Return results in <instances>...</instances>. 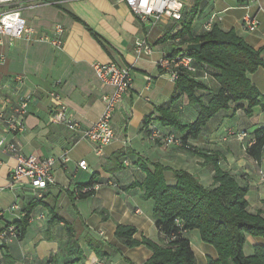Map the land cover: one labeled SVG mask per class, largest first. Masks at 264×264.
<instances>
[{
  "label": "crops",
  "instance_id": "crops-1",
  "mask_svg": "<svg viewBox=\"0 0 264 264\" xmlns=\"http://www.w3.org/2000/svg\"><path fill=\"white\" fill-rule=\"evenodd\" d=\"M200 2L186 0L185 6L186 18L193 17L191 27L195 34L201 33L203 24L214 15L223 30L233 29L254 49H263L264 59V0L251 8L258 21L252 32L243 29L241 17L235 19L230 14H222L229 6L216 10L213 5L209 8L208 0H203L202 5ZM237 3L243 7L238 0ZM20 24L50 36L55 26L61 25L62 44L55 47L42 40L0 39V99L12 105L28 97L23 131L13 135L0 124V139L17 143L23 154L40 159L54 157V183L44 189L41 201L30 209L24 235L0 241V264L144 262L151 255L149 248L143 244L125 247L114 235L116 224L120 223L134 226L137 230L134 237L138 240L144 236L158 241L152 201L142 198L139 187L123 188L145 177L133 164L138 157L173 170L187 171L204 187L212 186L211 163L204 161V157H217L219 167L247 187L248 211L260 212L264 217V184L258 177L259 170L264 172V154L261 162L256 163L246 153L243 143L246 138L239 140L229 135L241 130L250 133L264 126L260 106H255L250 116L243 109H237L232 115L219 111L201 129L197 139H189L193 150L150 141L143 128L146 117L152 118L150 123H157L155 107L169 102L175 95L174 81L158 68L156 61L162 51L171 52L176 46L186 48L188 43L180 45L171 41V35L181 28L179 21L169 20L148 31L120 0H59L57 4L56 1H34L25 5ZM145 34L154 52L149 57L136 58L133 42ZM109 61L130 66L133 83L131 92L111 117L114 140L96 153L94 144L79 139L64 125L50 123L48 113L55 104L52 94L58 93L67 115L81 128L91 126L104 111L103 97L114 91L94 74L93 64ZM248 78L264 92V68L249 73ZM176 103L180 120L192 122L197 106L189 104L184 94ZM116 151L124 155L120 159L121 169L113 170L110 159ZM63 154L66 160L62 159ZM80 160L86 161V170L78 167ZM15 164V154L0 147V232L19 221L36 201L30 186L11 183L10 173ZM93 175V194L78 198L76 187L87 183ZM185 235L196 264H207L208 258H216L214 248L201 240L198 230ZM86 236L109 243L119 252L109 258H98L88 248ZM256 244L264 245V238L247 236L244 254L250 255ZM79 252L81 259L73 262Z\"/></svg>",
  "mask_w": 264,
  "mask_h": 264
},
{
  "label": "trees",
  "instance_id": "trees-1",
  "mask_svg": "<svg viewBox=\"0 0 264 264\" xmlns=\"http://www.w3.org/2000/svg\"><path fill=\"white\" fill-rule=\"evenodd\" d=\"M185 15L184 10L179 20L181 28L171 35V41L178 38L177 44L180 45L198 42L202 45L199 51H188L185 46H176L171 52L185 51L193 58L196 71L176 68L175 95L169 102L155 107L157 116L154 120L157 123L153 124L163 134H173L179 138L180 145L177 147L193 150L189 139H197L201 129L219 111H228L232 115L237 109H243L250 116L253 108L260 106L264 114V92L259 91L248 78L249 73L264 68V59L261 55L263 49H254L233 29L223 30L217 22L208 30L204 29V23L201 33L195 34L191 27L193 17L189 15L186 18ZM182 94L187 97L189 104L197 106V114L192 122L183 123L180 120L176 102ZM150 121V116L143 121L147 135ZM238 133L245 134L242 140L246 138L243 143L247 155L260 163L264 154V126L250 133L241 130L232 131L229 135L237 138ZM154 142L160 144L158 140ZM123 155L122 151H116L111 157L113 170L121 169L120 159ZM206 160L212 168L211 187H204L187 171L173 170L140 157L134 161L133 164L145 177L123 188L139 187L143 191L142 198L152 201V218L158 241L144 236L138 240L134 237L137 231L134 226L120 223L116 224L114 235L125 247L143 244L151 250L150 257L141 264H196L185 235L195 229L201 240L211 245L216 252V258H208L207 264H264V245H254L250 255L243 252L247 236L264 238V217L260 212L248 211L245 197L247 187L241 185L233 174L222 170L217 157H204ZM93 178L94 175L87 183L76 187L78 198L93 194ZM35 200L22 218L12 223L18 238L25 233L30 209L41 198ZM57 218L63 220L62 217ZM85 241L98 258H109L119 252L115 246L91 236H86ZM78 254L73 262L81 259V252Z\"/></svg>",
  "mask_w": 264,
  "mask_h": 264
},
{
  "label": "built area",
  "instance_id": "built-area-1",
  "mask_svg": "<svg viewBox=\"0 0 264 264\" xmlns=\"http://www.w3.org/2000/svg\"><path fill=\"white\" fill-rule=\"evenodd\" d=\"M34 1L49 2L46 0H0V39L8 37L10 39L23 38L27 41L42 40L49 42L55 47H59L62 44L63 38V28L61 25H56L53 35L50 36L39 34L33 28L24 27L20 24L22 8ZM120 1L128 6L137 21L145 25L148 31L160 23L169 20L174 22L181 20L186 6V0ZM238 1L245 9H249V12L243 15L241 24L244 29L252 32L257 28L258 21L251 12V8L257 5L259 0ZM215 20L216 16L212 15L205 22L204 29H210ZM178 40V38H174L172 41L177 43ZM133 52L136 58H146L152 55L154 46L148 41L146 34L134 40ZM156 64L162 72L169 75L172 81L176 79V68H183L189 72L196 71L193 58L186 54L185 51L177 50L174 53L170 52L169 55L166 51H162ZM93 72L103 83L111 85L114 88L112 94L103 97L105 106L100 117L91 126L81 128L76 121L67 115L65 105L61 102L59 94L53 93L52 97L55 104L48 113V120L52 124L64 125L68 130L73 131L79 139H84L94 144V151L99 153L103 146L110 144L115 138L111 117L123 98L131 92L133 76L130 66L119 64L115 61L94 63ZM149 80L150 78L147 77V81ZM27 103L28 97L19 99L12 105L6 100L0 99V124L4 126L7 132L16 135L23 131V120L27 114ZM148 128L150 132L147 137L150 141L154 142L158 140L163 146L180 145L179 138L173 134H163L153 123H150ZM244 135V133H238L237 139L242 140ZM0 147L7 149L16 156V164L10 173L11 183L28 185L33 189L36 199L42 198L44 189L54 183L53 166L55 158L49 156L40 159L34 155L23 154L19 151L17 143H5L3 139H0ZM66 158V155L63 154L62 159L66 160ZM77 165L82 170L88 168L85 160H80ZM258 177L259 181L264 183V172L262 170H259ZM16 236L15 226L8 225L0 232V241L3 242Z\"/></svg>",
  "mask_w": 264,
  "mask_h": 264
},
{
  "label": "rangeland",
  "instance_id": "rangeland-1",
  "mask_svg": "<svg viewBox=\"0 0 264 264\" xmlns=\"http://www.w3.org/2000/svg\"><path fill=\"white\" fill-rule=\"evenodd\" d=\"M212 1L215 2V4H213ZM187 2H188V0H187ZM203 3H204L203 0H201L200 5H202ZM197 5H198V3H197ZM212 5L215 6L216 10L223 8L225 6H229L228 9L225 12H223L222 14L223 15L230 14L235 19H237L239 17H241V19H242L243 15H245L247 12H249V9L247 10L244 7H239L237 0H208L209 8H212ZM243 29H244V27H243ZM244 30L246 31V29H244ZM262 184H264V183H262Z\"/></svg>",
  "mask_w": 264,
  "mask_h": 264
},
{
  "label": "water",
  "instance_id": "water-1",
  "mask_svg": "<svg viewBox=\"0 0 264 264\" xmlns=\"http://www.w3.org/2000/svg\"><path fill=\"white\" fill-rule=\"evenodd\" d=\"M201 45H202L201 42H198V43H188L186 45V50H188V51H199Z\"/></svg>",
  "mask_w": 264,
  "mask_h": 264
}]
</instances>
